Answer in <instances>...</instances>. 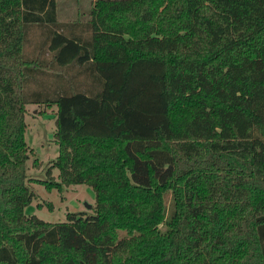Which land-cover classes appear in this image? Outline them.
I'll return each instance as SVG.
<instances>
[{"label": "trees", "instance_id": "16d2710c", "mask_svg": "<svg viewBox=\"0 0 264 264\" xmlns=\"http://www.w3.org/2000/svg\"><path fill=\"white\" fill-rule=\"evenodd\" d=\"M89 14L62 24L55 0H0V264H264V0ZM33 28L48 63L23 58ZM45 64L56 80L32 88ZM29 103L57 107L59 181L43 183L88 185L92 212H25Z\"/></svg>", "mask_w": 264, "mask_h": 264}, {"label": "rangeland", "instance_id": "374dc122", "mask_svg": "<svg viewBox=\"0 0 264 264\" xmlns=\"http://www.w3.org/2000/svg\"><path fill=\"white\" fill-rule=\"evenodd\" d=\"M61 1L58 4L57 18L59 23L65 24L78 20H89V12L96 0ZM44 37V34L37 28L28 29L22 48L23 58L36 59L38 63H48L50 55L40 51V44ZM35 64L36 62L30 61L31 67H35ZM45 65L47 66H40L35 71L36 79L32 80V88H38L42 84L48 86L56 80V75L60 71L55 68L51 69L49 64ZM61 74L67 77L63 71ZM62 81L64 82V80ZM56 110V105L29 103L25 106L24 115V137L29 155L26 162V173L31 180L29 186L35 195L25 212L52 223L65 221L68 212H92L95 206L94 192L88 185L76 184L63 187L62 190L56 188L49 190L43 183L49 179L59 181L57 168H53L50 175L47 174L48 168H52V161L58 154V146L54 138ZM85 203L90 204L91 208L86 209ZM169 204L170 195H167L166 205ZM159 228H163V225H160Z\"/></svg>", "mask_w": 264, "mask_h": 264}, {"label": "crops", "instance_id": "0c3cea01", "mask_svg": "<svg viewBox=\"0 0 264 264\" xmlns=\"http://www.w3.org/2000/svg\"><path fill=\"white\" fill-rule=\"evenodd\" d=\"M55 2H56V17H57V13H58V4L60 3V2H62L61 0H55ZM90 13V12H89ZM57 20H58V18H57Z\"/></svg>", "mask_w": 264, "mask_h": 264}, {"label": "water", "instance_id": "95a60500", "mask_svg": "<svg viewBox=\"0 0 264 264\" xmlns=\"http://www.w3.org/2000/svg\"><path fill=\"white\" fill-rule=\"evenodd\" d=\"M84 205H85V208H86V209H90V208H91V205H90V204H88V203H85ZM81 264H85V263H84V262H82Z\"/></svg>", "mask_w": 264, "mask_h": 264}]
</instances>
